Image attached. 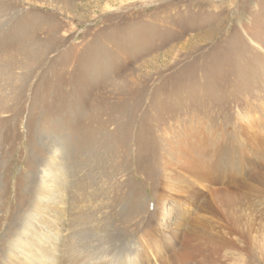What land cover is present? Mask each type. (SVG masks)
<instances>
[{
	"label": "rangeland",
	"instance_id": "obj_1",
	"mask_svg": "<svg viewBox=\"0 0 264 264\" xmlns=\"http://www.w3.org/2000/svg\"><path fill=\"white\" fill-rule=\"evenodd\" d=\"M0 264H264V0H0Z\"/></svg>",
	"mask_w": 264,
	"mask_h": 264
},
{
	"label": "bare ground",
	"instance_id": "obj_2",
	"mask_svg": "<svg viewBox=\"0 0 264 264\" xmlns=\"http://www.w3.org/2000/svg\"><path fill=\"white\" fill-rule=\"evenodd\" d=\"M240 222V221H239ZM200 233H202V232H200ZM191 241V240H190ZM251 247V246H250ZM246 255V254H245ZM186 263V262H185Z\"/></svg>",
	"mask_w": 264,
	"mask_h": 264
}]
</instances>
